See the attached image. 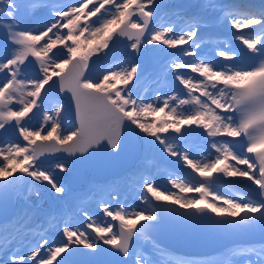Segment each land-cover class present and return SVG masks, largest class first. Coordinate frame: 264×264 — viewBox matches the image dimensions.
I'll return each mask as SVG.
<instances>
[{
    "label": "snow or ice",
    "instance_id": "obj_1",
    "mask_svg": "<svg viewBox=\"0 0 264 264\" xmlns=\"http://www.w3.org/2000/svg\"><path fill=\"white\" fill-rule=\"evenodd\" d=\"M187 7L198 11L174 8L171 0H0V130L18 131L23 138L0 140L2 264H157L152 255L165 253L153 234L165 228L264 238V0H199ZM224 24L244 48L214 34L213 28ZM121 48L127 59H121ZM174 49L179 51H168ZM101 52V60L116 63L90 70L97 64L90 66L91 57ZM148 59L154 61L150 72ZM64 92L71 93L67 106L58 99ZM73 107L74 124L68 128L61 114L70 119ZM34 108L43 115L38 127L24 122ZM192 137L210 146L202 159L189 153ZM141 151L179 158L199 179L169 173L171 187L165 189L142 166L126 178L94 186L89 197L64 201L70 189L60 173L71 172L75 161L59 158L45 166L41 159L64 153L88 164L99 153ZM221 176L251 181L260 199L218 191ZM125 186L139 190L143 208L121 202ZM42 192L58 194L53 198L62 206L28 228L40 206L32 197L39 200ZM89 198L109 220L92 214L85 206ZM21 199L33 212L25 209L7 219L10 205ZM57 231L60 239H50ZM29 233L38 239L21 254L31 243ZM144 244L153 251L144 252ZM241 257L243 264H264V244L233 246L214 264H238Z\"/></svg>",
    "mask_w": 264,
    "mask_h": 264
},
{
    "label": "bare ground",
    "instance_id": "obj_2",
    "mask_svg": "<svg viewBox=\"0 0 264 264\" xmlns=\"http://www.w3.org/2000/svg\"><path fill=\"white\" fill-rule=\"evenodd\" d=\"M249 1H251V0H249ZM255 1V0H254ZM260 1H262V0H260ZM241 2V1H240ZM237 3H239V2H237ZM225 4H228V1L227 2H225ZM232 37L233 36H229L228 38L230 39V40H233L232 39ZM223 39L226 41V40H228L227 39V37H223ZM233 41H236V40H233ZM186 47V46H185ZM169 51V50H168ZM174 51H179V50H174ZM103 56V54L102 53H100L99 55H93L92 57H91V60L89 61V63H90V66L92 65V62L93 61H96L97 62V64H96V66H95V68H91L90 67V70H93V71H98V70H100L101 68H103V69H107V68H109V66H110V60L109 61H105V60H101L100 59V57H102ZM160 59H163V57H160ZM151 117V116H150ZM43 122V117H42V115H41V113H39L38 112V110H36V109H34L33 110V112L32 113H29V116L28 117H26L25 118V121L24 122H30V125H31V127H36V125H37V123L38 122ZM66 121V126L68 127V128H71L72 126L71 125H69V123H68V120H65ZM23 123V122H22ZM44 133H42V135H43ZM146 139H151L150 137H146ZM193 159H198V158H193ZM148 161H152L153 163H151V164H147V162ZM159 163V157H158V153L156 152V151H141V157H140V159L137 161V163L129 170V172L130 173H134V172H136L139 168H141L142 166H145V167H147L148 168V170H149V172L150 173H152V172H155L154 173V176H155V174L157 173V175H161V177H156L157 179L158 178H160L161 180H163L165 183H166V185H163V186H161L162 188H165V189H167V188H170L171 186L167 183V176H168V174H164L163 172H161V171H159L158 169H157V164ZM170 165L174 168V167H177L176 168V170H175V172L174 173H172L173 175H177V176H179V177H181V178H184V179H187V180H191V177H192V175H193V172L191 173L190 171H191V169H189V168H187V167H185V166H182L180 163H179V161L178 162H176V164L175 163H170ZM241 167V166H240ZM129 172H126V173H123L122 175H121V177H124V178H126V177H128L129 176ZM16 175H20L19 173H17ZM67 177H68V173L67 174H64V180H66L67 179ZM14 177H12V178H10L9 180H11V179H13ZM86 181H87V183H98V182H95V180H92V177L91 176H89L88 174L86 175ZM112 180H114V179H112ZM231 180H233V179H227V180H223V181H221V184H220V187H223L225 190L226 189H228L227 187H228V183L231 181ZM237 180H239V182H244V179H241V178H237ZM234 181V180H233ZM102 182H104V181H102ZM247 185H249V186H251V187H253V188H256V185H251L250 183H248ZM234 191V190H233ZM235 193L234 194H240L241 195V197L242 196H249L250 194L248 193V191L246 190V189H244V190H241V191H234ZM248 193V194H247ZM23 206H26V204H25V202L21 199V200H17V201H15L14 203H12V215H11V218H13L14 216H17V212H19V211H21L22 210V208H23ZM134 206H136V204L134 205ZM137 207H138V205H137ZM176 207H178V206H176ZM133 208V207H132ZM133 209H135V208H133ZM40 216H38L37 218H39ZM36 218V219H37ZM230 248H232V246L231 247H227L226 248V252L230 249ZM243 259H239V261H238V264H243ZM0 264H2L1 263V261H0Z\"/></svg>",
    "mask_w": 264,
    "mask_h": 264
},
{
    "label": "rangeland",
    "instance_id": "obj_3",
    "mask_svg": "<svg viewBox=\"0 0 264 264\" xmlns=\"http://www.w3.org/2000/svg\"><path fill=\"white\" fill-rule=\"evenodd\" d=\"M223 1H225V0H220V2H223ZM257 2H258V0H257ZM68 4H76L75 3V0H71ZM234 30H232V29H230V27L228 26V25H226L225 24V26L223 27V33H225L226 35H228V34H231L232 32H233ZM2 36H3V32H2V30H0V39L2 40ZM3 41V40H2ZM85 47H86V45H85ZM34 109H36V108H34ZM33 109V110H34ZM37 110V109H36ZM42 117H43V115H42ZM39 123H41V122H38L37 123V125H36V127H38V124ZM45 134V133H44ZM49 157H53V164L55 163V162H57V160L59 159V158H63V159H65V160H68L69 161V159H67V154H64V153H57L56 155H49ZM181 164H182V166H183V163L182 162H180ZM87 173L88 172H86V174L85 175H87ZM69 175L70 174H68V177H69ZM88 175L90 176V174L88 173ZM67 177V178H68ZM84 177H86V176H84ZM11 177H8L7 179H10ZM153 178H155L154 176H153ZM24 179L25 180H30V178L29 177H24ZM221 191L223 190V189H220ZM32 203L34 204V205H40L39 207H37V208H43V203H42V201L39 199V200H37L36 199V197H32ZM133 208H137L136 206H132ZM36 210V209H35ZM30 214H31V211H30Z\"/></svg>",
    "mask_w": 264,
    "mask_h": 264
},
{
    "label": "water",
    "instance_id": "obj_4",
    "mask_svg": "<svg viewBox=\"0 0 264 264\" xmlns=\"http://www.w3.org/2000/svg\"><path fill=\"white\" fill-rule=\"evenodd\" d=\"M70 94H66L65 92L64 93H62V94H60L59 95V97H61V98H64V99H67V98H70ZM68 100V99H67ZM73 112L75 113V109H73ZM127 154L126 153H121V157H122V160L124 159V157L126 156ZM138 158V156H136V159ZM135 159V160H136ZM134 160V161H135ZM44 161H46V160H44ZM47 162H50V160L48 161L47 160ZM133 163L134 162H132L129 166L131 167L132 165H133ZM129 166H127L125 169H128V168H130ZM74 167H75V169L77 170V171H80L81 170V172H83V170H84V168H83V166H79L78 164H76V163H74ZM98 180H101V178H99ZM69 186H71V188H75V185L73 184V182L70 180V182H69ZM77 187V186H76ZM10 217V212L8 213V216H7V218H9ZM163 243H169V242H166V241H163V240H161Z\"/></svg>",
    "mask_w": 264,
    "mask_h": 264
}]
</instances>
